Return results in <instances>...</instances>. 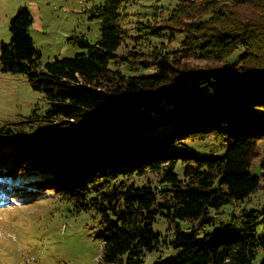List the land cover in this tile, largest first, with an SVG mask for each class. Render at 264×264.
<instances>
[{"label":"trees","instance_id":"trees-1","mask_svg":"<svg viewBox=\"0 0 264 264\" xmlns=\"http://www.w3.org/2000/svg\"><path fill=\"white\" fill-rule=\"evenodd\" d=\"M125 2L98 7L97 41L72 35L80 50L46 62L29 9L12 16L1 68L24 73L49 108L26 131L0 125V207L69 201L101 227L104 263L148 264L164 215L178 252L156 263L264 264V204L246 205L264 188V0H182L135 44ZM209 138L225 151L192 145Z\"/></svg>","mask_w":264,"mask_h":264},{"label":"rangeland","instance_id":"rangeland-1","mask_svg":"<svg viewBox=\"0 0 264 264\" xmlns=\"http://www.w3.org/2000/svg\"><path fill=\"white\" fill-rule=\"evenodd\" d=\"M104 1L0 0V43L10 41V20L19 7L26 6L32 15L30 33L40 50L42 62L56 56H73L80 48L70 41V36L84 35L92 42L99 38L102 20L98 7ZM180 1L126 0L124 5L129 13L126 39L135 44L136 34L138 37L142 28L150 30L148 27L156 14L160 23L165 24L169 13ZM240 52L241 48H238L234 55ZM189 60L194 63L207 61ZM48 108L49 103L43 94L32 88L24 73L4 71L0 65V125L8 122L17 130L23 128L26 131L31 124L29 117L41 115ZM3 136L0 133V140L5 138ZM200 143L203 147L199 142L192 145L205 150L206 154H221L227 147L224 138H209ZM151 176L155 179L153 174ZM262 204L264 188L258 189L246 205ZM215 221L216 224L204 226L201 237L207 232H216L218 220ZM178 222L183 227L187 225L184 220ZM153 227L160 234L161 242L149 254L147 263L164 264L154 261L175 260L178 250L167 244L174 229L172 221L167 216L158 215ZM100 232L101 227L90 213L76 211L72 203L57 196L44 195L28 203L0 207V264H124L120 261L103 262Z\"/></svg>","mask_w":264,"mask_h":264}]
</instances>
